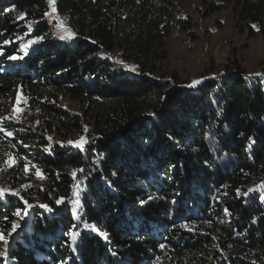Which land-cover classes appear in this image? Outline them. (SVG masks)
<instances>
[{"label": "trees", "instance_id": "trees-1", "mask_svg": "<svg viewBox=\"0 0 264 264\" xmlns=\"http://www.w3.org/2000/svg\"><path fill=\"white\" fill-rule=\"evenodd\" d=\"M217 1L204 5L208 14L230 6L239 32L264 37V0ZM54 7L74 35L60 39L47 0H0V100L18 84L43 123L39 132L3 121L13 136L0 132L1 161L13 156L16 164L1 173L29 204L54 209L30 210L0 264H264V190L243 196L264 184V73L246 75L236 64L195 88L156 75L176 22L190 25L178 0H55ZM31 37L38 46L20 51ZM80 134L89 139L86 155L61 147ZM29 161L43 176L25 187ZM9 200L0 205L5 233L24 207ZM73 225L83 236L74 253L64 235Z\"/></svg>", "mask_w": 264, "mask_h": 264}, {"label": "rangeland", "instance_id": "rangeland-1", "mask_svg": "<svg viewBox=\"0 0 264 264\" xmlns=\"http://www.w3.org/2000/svg\"><path fill=\"white\" fill-rule=\"evenodd\" d=\"M178 2L181 7V19L190 17V25L184 30L179 21L176 22L167 37L168 56L163 63L159 64V71L156 75L171 78L174 74L186 88H189L187 85L191 84L193 80H203V84L221 78L228 69L236 64L243 69L246 75L256 76L264 73L263 35L258 32L255 36L248 37L246 32H239L230 6L213 14H208L204 5L209 2H218L217 0H178ZM53 6L48 3V13L51 15L47 16L56 20L58 24L63 23L57 19L56 13H52ZM63 26V28L57 26L59 37L68 35L64 31L66 28L64 23ZM40 40V38L31 37L30 41H35V43L23 41L19 44V50L23 51L27 47L33 49L36 45L38 46L39 43L37 42ZM18 96L19 103H17ZM60 101L61 104L73 110H79L77 103L67 97L60 98ZM14 107L19 108L20 111L14 112ZM5 117L8 118L7 120L17 121L39 132L43 131L41 128L43 126L42 115L36 107L28 104L18 84H15L7 96L0 100V118ZM81 135L83 134L69 138V140H77ZM48 139L50 141L60 140L54 135H49ZM4 152V149L0 147V188L17 190L20 186L13 187L12 183L1 173L5 167L9 168L5 164L9 157L1 161L2 156L6 155ZM27 165L30 170L25 173L24 182L21 186L31 187L41 184V178L36 176L38 169L36 165L31 161ZM39 205L41 203L36 202L33 206L41 209ZM27 221L28 219H25L24 224Z\"/></svg>", "mask_w": 264, "mask_h": 264}, {"label": "snow or ice", "instance_id": "snow-or-ice-1", "mask_svg": "<svg viewBox=\"0 0 264 264\" xmlns=\"http://www.w3.org/2000/svg\"><path fill=\"white\" fill-rule=\"evenodd\" d=\"M49 5H54L55 4V0H48ZM56 9L53 6L52 7V13H55ZM45 15H51V13H45ZM58 27L63 28V23H59ZM64 31L68 32L69 35H74V33L71 32L70 29H64ZM60 39H65L64 36H61ZM5 44H8L9 41H4ZM29 43H35V41H30ZM0 54H3L2 52H0ZM20 57H16V56H11L9 57V59H18ZM127 67V66H125ZM129 71H133L135 72L136 69L133 68H129ZM260 75V74H257ZM203 80H193L191 84L187 85V87L189 88H195L197 85L202 84ZM17 103H19V96L17 97ZM14 112L16 111H20L19 108L14 107L13 109ZM8 118H0V132H4L7 136L11 137L13 136V133L11 131H7L6 128L3 125V121L7 120ZM84 132L87 133L88 129L85 126L84 128ZM51 139V138H49ZM22 143V142H21ZM89 144V139L87 136L85 135H81L77 140H69L67 142V144H64L61 142V147H66V146H71L76 148L79 152L83 153V154H87L91 149L89 147H87V145ZM13 147H15V145H13ZM25 147H27L25 145ZM251 147V144H249V148ZM23 159H27L26 157H23ZM5 164H7L9 167H12L16 164V158L13 156H9V158L5 161ZM33 167H35V165H33ZM30 169L28 167L27 164H25L24 166V171L28 172ZM81 173H83L85 171V169L81 168L79 170ZM72 175L75 177L76 176V172L74 171L72 173ZM36 176L38 178H42L43 174L40 172L39 169H37L36 171ZM87 178V177H85ZM257 190H264V184H260L257 185L256 188H249L246 192L243 193V196H248L249 193L255 192ZM85 191V188H80L79 191L76 193V200L74 201L75 207H73L72 212H73V216L75 219H79V215H78V209L82 208L81 202H80V193ZM241 195L240 190L237 189V198H239V196ZM9 197L12 198H18L20 201L23 202L24 207L20 208L17 207L15 209V211L13 212V215L15 217L18 218V220H12L10 221V230H8L6 233L4 230H0V242H2V248H0V259H8L9 257V252L11 249V242L14 241L16 239V236L19 235L18 230H20L22 228V225L20 223V221H24L27 217L30 216V209H32L34 206L29 204L28 201L26 199H24L23 196L20 195V192L18 190H14V189H8V188H0V205L7 207L11 201L9 200ZM149 199H151V197H149ZM262 199H264V197H262ZM63 203V199H57L55 201V204L57 206L61 205ZM141 203H143V201H141ZM173 203H175V201H173ZM41 208H44L45 211L47 212H53L54 209L49 207L48 205H39ZM224 213L227 216H231L232 213L229 212V210L227 208H224ZM4 220H8L9 217L7 215H4L3 217ZM256 221L253 220V223H255ZM208 223H211L210 221H208ZM184 227L187 228V226L185 225ZM187 230L192 231L191 228H187ZM85 231H91V232H97L99 235H101L106 241H108L109 237L107 233L104 232H100L94 225L89 227L87 224H85ZM64 235L68 236L69 239L65 242V246L70 247L72 252H76L81 243L83 242V236L81 231L79 230L78 226L73 225L72 228L64 233ZM215 239V237L213 238ZM159 248L161 250L166 248L165 244H160ZM115 255V253H113ZM158 259V258H157ZM61 264H68L67 260L61 261Z\"/></svg>", "mask_w": 264, "mask_h": 264}]
</instances>
